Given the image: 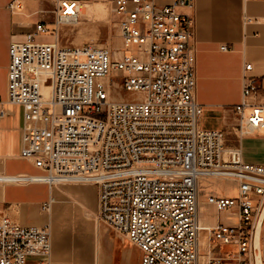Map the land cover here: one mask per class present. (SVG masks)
I'll return each instance as SVG.
<instances>
[{"label":"built area","instance_id":"obj_1","mask_svg":"<svg viewBox=\"0 0 264 264\" xmlns=\"http://www.w3.org/2000/svg\"><path fill=\"white\" fill-rule=\"evenodd\" d=\"M52 1V30L38 23L24 41L11 42L6 66L4 101L22 108L19 156L40 172L0 174V184L93 186L95 220L139 251L138 264H254L264 163L244 162L240 140L264 133V104L249 101L260 90L245 74L251 64L243 66L241 98L233 106L236 146L227 147L223 130L199 125L194 22L180 10L192 0H102L120 38L115 50L60 43V28L80 20V4ZM49 34L53 41H38ZM204 178L235 184L234 196H206L235 222L200 224L198 185ZM40 207L48 213L51 202ZM202 233L208 243L203 258ZM220 245L234 251L221 254ZM50 254V225L18 224L0 204V264H27L31 257L49 264ZM260 259L264 264L262 244Z\"/></svg>","mask_w":264,"mask_h":264},{"label":"crops","instance_id":"obj_2","mask_svg":"<svg viewBox=\"0 0 264 264\" xmlns=\"http://www.w3.org/2000/svg\"><path fill=\"white\" fill-rule=\"evenodd\" d=\"M15 1L19 2V8L9 9L8 4ZM157 1L170 2V0ZM98 3L100 0H79L80 17H85L86 4L93 6ZM191 5L180 10L190 15L194 22L192 48L197 61L195 98L203 109L200 126L205 130H223L226 134L225 145L233 147L236 146L233 106L238 104L241 98V79L245 63L251 64V69L245 74L254 77L260 86V90L251 96L249 101L264 104V0H192ZM53 10L52 0H0V111L3 112L0 115V174L2 175L35 176L40 172L19 156L22 108L4 101L6 66L8 46L11 42L24 41L25 35L32 32L38 23L52 30ZM75 25L60 28V43L76 46ZM39 38L38 41L41 42H51L54 39L51 34L43 36L42 40ZM221 45H226L228 49L221 50L219 48ZM240 149L244 162L264 163V133L258 132L241 138ZM71 191L73 195L71 197L78 194L76 190ZM78 192L80 196H85L86 201L94 203L93 207L95 206L97 195L95 188L78 189ZM201 200L216 212L207 204L206 197L199 196L198 202ZM47 201L51 202L48 213L42 211L40 207ZM68 203V196L64 192H58L55 188L49 189L42 182L0 184V204L4 214L21 225L42 226L48 223L51 229V222L57 220L69 208ZM216 214L217 218L214 222L209 223L200 218V224L214 226L219 218L230 222L224 219L228 215L227 212H216ZM45 216L48 221H45ZM65 237L64 234H57L55 239H52L51 235L49 264H78L80 261L76 260V256L82 259L87 256L76 234L71 236L73 242L69 241L70 236ZM206 244L207 239L202 233L200 238L202 258ZM261 244L264 245L262 234ZM126 252L130 257L133 256L131 248ZM27 264L38 263L31 257ZM86 264H89V261ZM104 264L120 263L110 258L109 262Z\"/></svg>","mask_w":264,"mask_h":264},{"label":"rangeland","instance_id":"obj_3","mask_svg":"<svg viewBox=\"0 0 264 264\" xmlns=\"http://www.w3.org/2000/svg\"><path fill=\"white\" fill-rule=\"evenodd\" d=\"M84 16H81L74 26L76 27V46L88 43L105 48L109 47L112 50L119 49L120 38L117 27L105 2L100 0V3L90 6L89 11ZM42 37L40 36L39 39L42 40ZM129 51L130 48H125L123 52L128 54ZM117 77L118 74L112 75L113 79H118ZM122 96L130 97L128 94H122ZM198 186L199 196L202 198L209 194L215 197L235 195V184L227 180L204 178L199 180ZM85 188L94 187L79 185H58L55 187L58 192H64L68 196L69 208L57 220L51 222L52 239H55L57 234H64L65 238L70 236L68 237L70 238L69 241H72L71 236L76 234L79 238L78 242L82 244L83 249L87 252L84 259L76 256V260L80 261L78 264H86L88 261L89 264H104L109 262L110 258L120 264H138L139 251L130 245L119 232L95 220L93 215L94 203L86 201L85 196H80L81 194L78 192V189ZM71 190H76L78 194L71 197L73 196ZM249 197L251 200L258 198L256 195H250ZM198 214L199 219L207 220L209 223L214 222L217 218L216 212L208 208L202 200L198 202ZM41 216L44 217L42 214ZM45 217V221H48L47 216ZM224 219L230 222L235 221V218L230 216H225ZM261 234L264 235V223H262ZM207 245L208 243L203 253H206ZM129 248H131L132 257L126 252ZM122 251L125 254H122ZM229 251H234L232 245H220L221 254Z\"/></svg>","mask_w":264,"mask_h":264},{"label":"water","instance_id":"obj_4","mask_svg":"<svg viewBox=\"0 0 264 264\" xmlns=\"http://www.w3.org/2000/svg\"><path fill=\"white\" fill-rule=\"evenodd\" d=\"M262 223H264V206H262L258 218L255 223L252 246L254 250V264H261L260 250H261V232Z\"/></svg>","mask_w":264,"mask_h":264},{"label":"bare ground","instance_id":"obj_5","mask_svg":"<svg viewBox=\"0 0 264 264\" xmlns=\"http://www.w3.org/2000/svg\"><path fill=\"white\" fill-rule=\"evenodd\" d=\"M91 5L90 4H86V7H87V12L89 11V7H90ZM203 245V244H202Z\"/></svg>","mask_w":264,"mask_h":264}]
</instances>
